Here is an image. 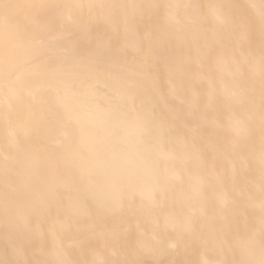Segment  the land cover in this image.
<instances>
[{
    "label": "rangeland",
    "instance_id": "1",
    "mask_svg": "<svg viewBox=\"0 0 264 264\" xmlns=\"http://www.w3.org/2000/svg\"><path fill=\"white\" fill-rule=\"evenodd\" d=\"M60 1L61 0H27L25 8L30 14H32L35 17V19L39 23H41V24L47 23L48 28H49V29L47 28V30H50L51 33H54V32H58L61 30V24H60L61 21H59L61 19L57 17L58 16L57 15L58 14L57 8L59 7V5H61ZM99 1H100V5L103 4V5H105V7L107 5L104 3L108 4V6H109L108 8H105L103 5L102 6L104 7V11H106V9H107V10H110V13L108 11H106V12L103 11L104 13H102L103 7L95 5V7L97 9L95 7L93 8L94 11L96 10V12L94 13V16L92 18H88L89 16L86 12H87V8L89 5L88 4L89 1L83 0V2H82L83 6H82L80 11L85 13L86 15L81 14L79 11L77 16L75 17V19L72 22H68L67 32L70 31L71 35H69L70 32H68L64 36H58V37H55L52 39H48L46 41L47 46H50V47H56V46L58 47L59 46L60 48L62 46H66V49H58L56 51V53L53 54V56H51V57L49 56L48 58H58V59H61L62 57L64 58V56L66 55V53L68 51L69 55L65 56L64 59L70 65H72V64L73 65L75 64L76 66L82 65L81 67H83V68L90 67L91 69H95L97 73H101V71L102 72L106 71L107 66H105V65L108 63L107 64L108 65L107 71L111 72V74H110L111 76L115 77L116 71L118 72L119 75L124 74L123 75L124 77H125V75L127 76L126 79L122 78V76H119V80H121V82L125 83L126 84L125 86L128 87L129 89H132V90L134 89V94H133L134 97L131 96V98H130V97L126 96L128 98L127 99L126 97H124L125 95H123V96L121 95L122 98L118 96L116 98V100L125 101V102H126V100H128L130 102L129 104L132 106L131 111L136 113V114L133 113V116L135 118L136 117L138 118L141 116L140 118L142 119L143 122H145V125L148 126L149 129H154L153 123H155L158 120L156 117H158L160 119V120H158L159 122H162V121L164 122V124H161V125H159V123H157L159 126L158 125L155 126V128H158L161 126L160 129L158 128L155 131L157 132V130H159L158 132H160V133H158V136H156V137H157V139L160 140V144H162L161 145L162 146V152L165 153V154H162L160 156L161 158L157 157L158 158V161H157L158 166L155 168L156 170L154 169L155 185L157 187L160 185L158 187L159 189L157 187L154 188V190H153L154 196H152L154 199L151 197L150 198L151 200L150 199L143 200V197L141 198L140 195H137L135 193H134V196H133V193H131V195L129 197L130 200L127 198V196L126 197L124 196V198H122V200H121L122 203L124 204V206L120 205L119 212L116 209V210H114L115 212H113V213L112 212L109 213V211H107V209L104 207V204H103V208H102V206L100 207V205L98 206L96 203H95V207H93L94 205H92V203L94 204V202H92L91 199L84 197V200L86 198L88 200H90V201H88L86 199L85 202L86 201L89 202V203L86 202V204L83 202L86 205V207L85 206L82 207L83 203L81 202L82 203L81 206H79V208H75V211L77 212L76 209H80L82 207L81 209L83 210V212H81L82 210H78V212H81L84 215L81 213L80 214L82 216H80V214H79V216L77 214L75 215L74 214L75 211L74 212L69 211V213L70 212L71 213L73 212V213L67 214L68 211H66V207H63V209H65V211H63L61 208H62V204L65 203L63 206L66 205V199L69 197L68 196L69 193L72 194V192H73L70 190V187L68 186V185H70L69 182H67L69 184H67L65 182L66 185L63 184V186H62V183H60L59 186L61 185L62 188L55 186L56 187L55 188L56 193H54L55 192L54 189H53L54 192L51 190L52 193L50 190H48V192L50 191L49 193H51V194L54 193V195L55 194L60 195L59 197H62L61 198L62 200L57 195H55V196L58 197L59 199L58 198L57 199L52 198V196L50 194L52 200L47 201L48 199L46 200V198H47L49 193L47 194V196H45V194L47 193V190L45 191L43 186H42V188L44 189V191L41 190V192L39 194H36V196L34 194V196H33L32 193H34V191H30V189L27 191V188H29L31 186L32 187L31 190H36L39 186H41L40 184L47 182L46 181L47 178L50 177L49 173L45 172V170L43 169V167L45 166V163L43 161L42 162L38 161L39 165L37 162L32 164L31 167L34 168L33 170H35L37 167L38 168V169H36L37 172H39L40 169L41 170L43 169L42 172L44 171L47 174V176L49 175V177H46L45 175L42 176L41 175L42 172L40 171L39 173H40L41 179H37L36 178L37 176L35 177V179L32 177L33 180L30 178L32 181H37L36 182L37 184H35V187H33V183H35V182H33L31 184L32 181L28 178L27 179L29 181H31V182H29L26 179L29 183V184L27 183L28 185L26 184L27 181L24 178L23 179L25 181H22L23 179H21L22 183H19L18 180H20V178L19 177L16 178L18 175L15 173L16 169H18V166L16 165V163L14 162L13 159L12 160L8 159V163L10 165V167H8V169H11V170L9 171L7 169V170H5L7 172H5L2 169L1 171L4 173L0 172V173H2V174H0V182L4 183L3 180L8 179V178L10 179L9 182H8L9 179L7 180L8 184L4 183V184H6V186L9 187V189H8L9 194L7 193V190H5V189H7V187L4 186L2 183H0L1 193L3 191L4 194L5 193L7 194V196L6 195L2 196L0 194L1 195L0 196L1 208L4 209V206H5V208H7L6 211L2 210L0 208V213H2V214H0V217H1L0 219H2V217H3V219H6L5 222H0V251H1L0 253L3 252L2 253L3 257L2 256H1L2 258L0 257V259H1L0 263L1 264H55V262L51 258L52 256L49 257L51 252L54 249V244H53L54 242L52 240L55 238H52L53 237L52 234H53L54 237H56L57 235L62 236V237L58 236V238L60 239V240L59 239L58 240H59L60 245L62 247V251L64 250L63 252L65 255V259L70 264H73V263L74 264H91L92 262H93L92 264H201V262H200L201 257L206 252L204 250V247H202L203 243L201 241L203 236L206 235V231H202V226L208 220H211V218H213L212 216H214V214H212V213H214V211H215V213H218L217 215L222 214V212H224L222 214L224 219L219 217L220 219L217 218L218 219L217 220L215 218L216 220L213 219L212 224H213L214 230L216 231L217 237L221 241H227L229 243L228 244L229 246L228 247L224 246V251L223 250L222 251L224 254L225 263L226 264H232V262L234 260L237 261L239 259L238 258L239 253H238L237 247H236L237 245L234 241L235 236L237 234H242L245 231H250L252 228L257 226L258 225L257 216L262 214L261 210L264 211L263 203L261 204V205H263L262 209H261V205L258 207V204L257 205L254 203L252 204V202L247 203L248 201L246 202L247 194L248 195L249 194L250 195L251 194L252 195L253 194L258 195L256 197H254L256 199H259L257 201H260L261 198L264 197L263 196L264 195V185H263L264 179H261L262 181L260 180V178L257 179V182L260 183V185L258 187L259 189L254 188L253 185H251V184H250L251 186H249V185L246 186V190L245 191L242 190L243 192H237L234 189L235 186H238V185H241L244 183L249 184L250 182H248L247 180L250 178L251 179L257 178L258 173L257 174L255 173L256 172V167H255L256 162H253L255 159L253 160L252 157H248V158H246L247 160H245L246 161L245 163L240 162V160L237 157V154L241 153L240 151H243L245 153L247 148L252 147V146H246V144L252 145V143H250V141L251 142L254 141L253 139L256 138V134L258 133L257 132L258 129L255 128L256 127V125L254 124L255 121H253L251 119H250L251 121L248 120V122H246V123L251 124L250 126L252 128L250 126L248 127L247 124L246 125L244 124V126L247 128V132H246L247 134H245V135L243 134L244 136L241 135V137H238L237 139L234 138L235 139V140L233 139L234 145H232V144L228 143L227 141H229V138L232 139L233 136L235 137L234 132L232 131V129L226 128L227 126L223 128V126H224L223 124L226 121V117L224 114H226V112L230 113L229 112L230 108H232L230 110V111H232L233 107H234V112L237 115H242L241 113L244 111V107L247 108L248 107L247 105H249V100H250L249 98L250 97H248V96H250V94H249V88L246 87V85H247V83L250 82V80H249L250 75H247L248 74L247 72L249 70L248 67H249L251 59H250V61H248L249 59H247L249 64H246L247 62H242L243 65H246L248 67H246V66L241 67L242 72L241 73H240V71L238 72V73H240L239 77H238V75L237 76L234 75V73H233V75H231V74L230 75L229 74L224 75V76H226V78L230 76L229 79L228 78L227 79L229 81L231 80L230 82L232 84H234L235 88L237 86H239V89H240L239 92L241 93V96L239 95V97L237 96V98L233 97L234 99L233 98L232 99L231 98L225 99V97L220 92L217 91V89L219 90V88H220V82L218 80H215L216 78L218 79V77H216V74L218 73L217 72L218 68L216 71V67H214V65H213V59H214L216 54L223 51L224 53L233 52L235 57L239 60L241 55H240V53L237 52V50L235 51V48L237 46L239 47V49L241 51L251 50V51L264 53V38H263L264 37V31H263L264 29L263 28L264 27L262 28L260 25V24L264 25V21L261 23L262 19H264L263 18L264 13H262V11L264 10L262 7V6H264L263 0L262 1L257 0L258 4H260V2H261L260 6L262 5L260 8L258 7L259 8L258 10L261 11V12L259 11L260 14H262V17L260 19H258V17L256 16L255 9L251 8L250 3L248 4V1H246V0H229L228 1V3L230 2L229 4L228 3L226 4V2L222 3L223 5L221 4V8L224 9V11H226V12L229 11L230 17L229 18L227 17L228 19L224 18V22H223V20L218 21L219 22L218 24L215 22H212V20L209 18L208 14L206 12L205 5H206V3H208L207 1L211 2V0H177L178 2H176V5L173 6L171 12L174 15V19L177 20L178 25L179 24L180 25L177 26V23L174 22L175 24L172 23V26L169 25L170 27L164 21V15H165V12L167 9V6L166 7L164 6V3H165L164 0H139V1L138 0H112L113 3H115V4L118 3V5H116V6H115V4H113L115 6L113 8H112V6H110L112 3L111 0L110 1L109 0H103V1L99 0ZM165 1H167V0H165ZM213 1H215V0H213ZM254 1L256 2V0H254ZM135 2H136L137 6H135V9H134L131 7V4H135ZM168 2H166V3H168ZM233 4L236 7H234ZM258 4L256 3L257 6H258ZM237 6H238V8H237ZM100 7L102 8V10ZM221 8L219 6V11L222 10ZM228 8H229V10H228ZM232 8H233V10H231ZM136 9H137V11H135ZM224 11H223V13H224ZM231 11H234V13ZM254 12H255V15H254ZM138 13H140V14L142 13V14L139 15ZM102 14L104 16L109 14V15L105 16L106 21L102 20V18H101ZM97 16H98V18H97ZM127 16L130 17L131 24L132 25L134 24L133 26H134L135 31H136V34L134 35L135 37L134 36L126 37L124 34L123 29L128 24L123 22V18L127 17ZM132 16H134V17H132ZM110 22L112 23L113 27H111L110 24L108 25V23H110ZM220 22H223L224 25H222ZM242 22H244V24ZM214 23L217 25H215ZM173 24H174V26L176 25L177 28L179 27L178 30L180 32H182L183 30L186 31L184 34L182 33L181 37H183V35L186 36L187 35L186 33L189 32V34L186 36L187 38L183 37L184 40L186 39V42L185 41L183 42V40H182L183 38L181 39L182 41L179 40L181 37H179V39L177 38L178 33H179V35H181L179 31H178L176 36L172 35V38L168 37V35L171 34V32L168 34V31H170L171 28L176 30V28H175L176 26L174 27ZM218 25L221 26L222 27L221 29H223V30H221ZM215 26H218V28L221 30L219 33L221 35L216 36L215 37L216 40L212 36L213 39L211 40V38H210L211 32L210 31ZM233 27H235L236 29ZM181 28L183 29L182 31H181ZM229 28H230V30H229ZM110 29H111V31H110ZM165 30H167V31H165ZM224 30H225V32H224ZM113 31H115V32H113ZM172 31H174V30H172ZM41 32H42V30H36L35 32H32V35L37 37V36L41 35ZM201 33H205L206 35L203 34L204 35L203 36V35H201ZM239 33H241V34L243 33L242 34L243 36L247 35V36H245L246 39L244 37L240 38L242 35L240 36ZM166 34H168V35H166ZM172 34H175V33L172 32ZM233 34H234V36H237L239 38H235L233 36ZM226 35H228V37ZM173 36L176 37L175 39L179 40L181 43L179 42V44H177L178 41L176 43V40L173 38ZM217 37H219V38L222 37V38H220L218 40ZM203 38H205V39H203ZM224 38L226 39V41ZM148 39H152L153 41H155L154 45H156V49H155V46H151L150 48L147 47ZM206 39H209L210 41L209 40L207 41ZM156 40H158V41H156ZM221 40H223L224 42L223 41L221 42ZM211 41H212V43L209 44ZM128 42H130V43H128ZM131 42L133 43V46H132ZM161 42H162V45L160 44ZM136 43H138L137 46H136ZM199 43L201 46L199 45ZM243 43H244V45H243ZM197 44L199 45L198 48L201 49V50L199 49L200 53L197 51L199 54H195V51H194V48ZM223 44H225L226 46H224ZM126 45H127V47H126ZM138 45L141 46L140 47L141 49L139 48ZM207 45L209 48H210V46L211 47L214 46V47L211 49H209L208 47L205 48V46H207ZM157 46H159V47H157ZM223 48H225V49H223ZM214 49H216V52ZM220 49H222V50H220ZM62 50H64V51H62ZM227 50H229V51H227ZM151 52H153V53H151ZM202 52L204 55L202 54ZM195 55H197L196 60H195V57H196ZM146 56L148 57L147 61H145ZM204 56H205V58H204ZM152 58H153V60H152ZM176 58H177L176 63H178V58L180 60V62L178 64L175 63ZM173 59H175V61ZM192 59L195 60V62ZM80 60L82 63L79 62ZM76 61H77V63H76ZM89 63H92L91 66L93 65V67H91L89 65ZM228 64H230V63H228ZM97 65L99 68L97 67ZM95 66L97 68H95ZM140 66H142L144 68V70H145L144 73H141L138 70ZM201 66H202V68H201ZM230 66L232 67V63L230 64ZM263 66H262V68H263ZM227 67L229 68V66H227ZM242 68H243V70H242ZM262 68H260V69H262ZM112 69H114V70L112 71ZM231 69H233V67ZM169 70H171V71H169ZM119 71L121 73H119ZM131 71H133V72L131 73ZM126 73L129 75H127ZM258 73H260V75H261L260 70ZM258 73H256L257 75H255V77L252 75L253 77L251 80L255 79V81L259 82V80H261V79H258V75H259ZM130 74H131V76H132V74L134 76V77L132 76L131 79H130ZM137 74H138V76H137ZM195 74L197 77H198V74H200L201 75V76L199 75L200 79L199 78L197 79V77H195ZM241 74H245V75L242 76ZM262 74H263L262 76L264 77V71L263 70H262ZM139 75H141V76H139ZM135 76H137V77L135 78ZM194 78H195V80H194ZM244 78L247 80L245 81ZM127 79L129 80V84H128ZM132 79H133V82H131ZM263 79H262V81H263ZM210 80H212V82H210ZM141 81H142V83H141ZM176 81L177 82L179 81L178 82L179 84ZM237 81H238V83H237ZM169 82L174 83V86L177 83V86H175L174 89L173 88L172 89L174 91L176 88L175 92L178 94H176V93H174V94L179 95V96H176V95H174V96H176L177 98L179 97L178 98L179 100H176L175 99L176 97L175 98L172 97L173 96L172 91H171L172 95L169 92L171 89L169 86ZM181 82H182V84H180ZM235 82L238 84L237 86H236ZM133 83H136V88H135V85ZM210 83L213 84L212 85L213 87L211 86ZM137 84H138V86H137ZM180 85H181V87H180ZM109 86L112 87L114 85L110 84ZM152 86H153L154 91L152 90ZM210 86L212 87L211 90H209ZM259 86H260V84H259ZM261 86L263 87L262 84H261ZM178 87H180V88H178ZM261 89L262 88L260 87V90ZM193 90H196L195 95L193 93L194 92ZM208 90L212 91L210 93H212V94L216 93V94H213V95L210 94L209 95ZM156 93H160L161 96L156 97L157 96ZM169 93H170V95H169ZM190 93H191V95H190ZM44 95H45V97H44ZM46 95H47V98H46ZM49 95L51 96L50 92H48V93L44 92L41 97L43 99H45L46 102L48 101V103H49L50 102L49 100H51ZM208 95L213 96V98L208 97ZM146 97H151L154 100V102L157 103V105H155L154 108L152 107L150 110H140V103ZM180 97H181V100H180ZM210 98H212V99L209 101ZM124 99H126V100H124ZM259 100H260V98H259ZM262 100H263V104H264V99H262ZM225 101L227 102V105H229V108L227 106H225V104H224V103H226ZM187 102H189L190 104H188ZM238 103H240V104H238ZM14 105L16 106V105H18V103L14 104ZM240 105H241V108H240ZM225 107L228 109H226ZM263 107H264V105H263ZM235 109H237V110H235ZM55 110H54V112L56 114H58L60 108L58 110V107H55ZM117 113H119V112L115 109L112 112L113 115H116ZM151 115H153V116H151ZM226 116H227V114H226ZM153 117H154V119H157V120H155V122H154V120H152ZM163 118H165V119H163ZM167 118H168V120H167ZM205 119L209 122H207ZM212 119L214 120V122L212 121ZM149 121H150V123H149ZM165 121H166V123H165ZM221 122H223V123H221ZM219 123H220V125L218 126ZM147 124H149V125H147ZM4 125H5V121L0 119V127L3 128ZM253 125H255V127ZM245 127H243V128H245ZM220 129H222V130H220ZM248 129L250 130V132ZM179 135L183 136L184 140L182 138L180 139ZM21 137L22 136L19 137V141L23 142V144H25L27 142L26 140H29V138H31V137L28 138V136H23V139H21ZM177 137H178V139H177ZM0 139H1V136H0ZM34 139L36 141H40L42 139V137L41 136H39V137L34 136V138H31V141H33ZM175 139H177V141H175ZM176 142H177V144H176ZM248 142H249V144H248ZM180 143H181V145H180ZM19 144H22V143L19 142ZM253 145H254V143H253ZM232 146L234 149L232 148ZM48 147H50L48 149L50 151L56 150L54 152H59L61 149L60 147H55V149H54V147L51 145ZM172 147H175L176 149H174ZM177 147H178V150L180 151V153H182V151L183 152H190V153H187L188 156L185 154L186 157L184 154H180L179 155L180 157L176 156L173 158L171 156L167 155L171 152V150H177ZM253 147H255V145ZM4 148H5L4 145H1V149L4 150ZM58 148H60V149H58ZM182 155L184 156V158L182 157ZM227 159L235 161L236 166L234 168V171H231L229 169L228 165L226 164L228 161ZM61 162H59L57 164L58 165L57 166L58 172L59 171L62 172V170H64L63 168H65V166H66L65 163L67 164V166L69 164V162H65V161L62 162V164H60ZM42 163H43V165H42ZM63 163H64V165H63ZM13 164L16 166L15 169H14ZM40 164L43 167H41ZM61 165H63L64 167ZM243 167H245V169ZM66 168L69 169L70 166L66 167ZM0 169H1V167H0ZM13 169L15 172L13 171ZM167 169L178 173V177L177 178L176 177L175 178L170 177V178H167L170 180H167L166 177L164 176L165 170H167ZM179 171L181 172L182 175H180ZM210 171H212V172L215 171L217 173V177L214 178L215 175L213 173H210ZM253 172L255 173L254 175L256 177L255 176L253 177V175H252ZM12 174H15L14 175L15 177ZM42 174H44V173H42ZM210 174L212 177L210 176ZM203 176H204V178H203ZM249 176H251V177H249ZM45 177H46V179H45ZM193 177H194V179L195 178L200 179V183L197 185V186H199L201 184V186H199L200 188L197 189V191H199L200 194L196 193L195 195H198V196H193V197L191 196L193 198L194 202H191L192 198L190 196H189L190 198L187 197L190 200H188L186 198V201L189 204V206L191 203H193L194 209L198 205L200 206V209H201V206H202V212L200 211L201 213H203V208H206L205 210L208 213H210V211L211 212L213 211L212 213H210L209 216H208L206 211H204L206 216H204V213L201 214L199 212V209H198L199 207H197V209L193 210V207H192L193 205L191 204V207H189L185 201H184L185 204L184 203L178 204V205H180V207L185 206L184 209H182V208L179 209V206L177 205V203L175 201L176 198L178 196H180V192H184V190H187V188L189 186V185H187L189 182L188 180H192ZM247 177H249V178H247ZM12 178H13V180H11ZM171 178H172V180H171ZM180 178L181 179L183 178L184 180L183 179L181 180ZM136 179L137 178H135V180L132 182V185L136 184L135 183ZM194 179L192 181H194ZM165 180H167V181H165ZM258 180H260V181H258ZM12 181H13V183H12ZM78 181H79V183H82V181H80V180H78ZM186 181H187V183H186ZM253 181H255V180H253ZM17 182H18V185L20 184L19 187H16L17 185L15 183H17ZM38 182H40V183H38ZM157 182H158V184H157ZM12 184H14L15 186L13 185L14 186L13 187ZM216 185L218 186V188L215 187ZM2 186L6 187V188L5 189H4V187L1 188ZM67 186L69 188H67ZM220 186H223L224 189L226 187L225 190H227V193L230 192L229 193L230 195L226 194V195H228L229 199H228L227 203H225V204H228V205L224 204L223 206L222 205L218 206V205L212 204L215 202V200H213L214 202H212L211 192L215 191V190H219ZM78 187H80V186L78 185ZM230 187H231V189H230ZM63 188H64V191L62 190ZM12 189H15V190H12ZM17 189H18V191H17ZM38 189H41V188L39 187ZM68 189H69V191H68ZM23 190H25V192L27 191V193H25ZM58 190H60V191L58 192ZM29 191L32 192L29 194H31L33 196V198L31 195L27 196V195H29L28 194ZM21 192L22 193L24 192V195H22ZM11 193H14V194H11ZM242 193H243V195H242ZM74 194H75V191H74ZM20 195H21L22 199L19 198ZM255 195H253V196H255ZM8 196H9V198H8ZM23 196L26 198V200L24 199ZM137 196H138V198H137ZM204 196L208 197V198H205ZM1 197H5V198L1 199ZM36 197L37 198L40 197V200H41V197H43V198L40 201ZM44 197H45V199H44ZM48 198H50V197L48 196ZM174 198H175V200H174ZM200 198H201V201H199ZM204 198H205V200H204ZM209 198H211V199H209ZM23 200H24V202H23ZM123 200H125V201H123ZM147 200H149V201H147ZM172 200L174 201V203H173L174 207L170 204L171 203L170 201H172ZM210 200L212 202L211 205H209V204L207 205V202L210 203ZM27 201H29L30 204ZM62 201H63V203H62ZM130 201H132V202H130ZM244 201L246 204L244 203ZM4 202L7 205H9L8 203H10V204L12 203V204L10 206H7V207L5 204L2 206V204ZM16 202H17V205H19V206L16 205ZM35 202H37L36 203L37 206L35 205ZM204 202L206 203V205L204 204ZM43 203H45V204H43ZM126 203H127V205H126ZM33 204H34V206H33ZM46 204H50L48 206L50 207L52 205V206H54V208L50 207L51 208L50 209ZM89 204H91V205H89ZM182 204H183V206H182ZM215 204H217V203H215ZM15 205L18 207V210L15 209V207H14ZM186 205L188 208L187 212L185 210ZM203 205H204V207H203ZM212 205H213V208H212ZM35 206L36 207L39 206V208H35ZM58 206L59 207L61 206V208H59L60 210L58 209V211H57ZM8 207H10L9 208L10 210L8 209ZM22 207H23L22 210L24 212L26 211L24 216L27 215L28 218L26 217L27 221L25 219H23V220H25V223H21L23 221L18 223L20 221V219H16V221H15V220H12V218L13 217L15 218V214H17V211H19V210L21 211L20 212L21 214L23 213V211L21 210ZM92 207L94 209L96 207H97L96 209H98L100 207L99 208L100 212L99 211L96 212V210H94ZM11 208H12V210H11ZM52 208L54 211L52 210ZM172 208H174V209L171 210ZM41 209H42V211H41ZM84 209L87 211V213H89L88 210L90 212L92 211L89 214V216L86 215L87 213ZM103 209H105V210H103ZM211 209H213V210H211ZM217 209L219 210V212ZM15 210H17V211H15ZM47 210H50V211L48 212ZM139 210H140V212H139ZM184 210H185V212H184ZM192 210H193L192 215H194L195 212L198 213L197 215L195 213L196 217L194 216V217L190 218L191 223L192 224L194 223L193 225L191 224L192 227H190V228H194V230H192L190 228H189L190 231H189V229L188 230L181 229L183 231H181V230H178V231L175 230L174 231V229H171V228L169 230V227L164 226L163 222L161 221L163 215L169 211H174V212L176 211L175 213L177 215L179 213V216L184 214V213H185V215L187 213V216H189V215H191ZM196 210H198V211H196ZM258 210H260V211H258ZM44 211H46V212H44ZM51 211H53V212L51 213ZM144 211L147 212V214L145 213L147 218L145 217V214H143ZM177 211H178V213H177ZM4 212H6V213L3 214ZM41 212H43L44 214ZM47 212L50 213L49 216H48ZM138 212H139V214H138ZM180 212H182V214ZM64 213L67 215L68 218H66ZM141 213H142V215H141ZM12 214H14V215L11 217ZM37 214H39V215H37ZM73 214L75 216H77L78 219L74 218L75 216L72 217ZM41 215L43 217L47 216L46 219L42 218ZM243 215H245V216H243ZM193 218H194V220H193ZM3 219H2V221H3ZM8 219L9 220L11 219L14 223L11 220L9 221ZM67 219H69L68 222H70V223L67 222ZM154 219H155V221H153ZM7 220H8V223H7ZM57 220H59V221L60 220L65 221L66 220V222H65L66 226L64 227L65 229L64 228L63 229L58 228L55 226L54 223ZM149 220L152 222H150ZM156 220H158V221H156ZM203 220L204 221L206 220V221L204 222ZM154 222H158L157 224H159L160 226H156V224ZM159 227H160V229L158 230ZM59 229L60 230L62 229V230L60 231ZM182 232L183 233L185 232L186 234L185 233L183 234ZM37 233H39V236L37 235ZM152 234H154V236L156 238L154 236H153L154 238L151 237ZM250 237H253V236H250ZM250 237L246 238V239L251 240ZM254 238L255 239H264V230H260L257 234L254 235ZM147 240H151L152 243L154 242L153 243V244H155V246H153L154 248H150V249H145L144 247L142 248L143 243ZM169 240L174 241V243H175L174 247L164 248V246H166V243ZM244 240H242V241L247 242V240H245V241ZM19 242H21V243H19ZM9 244H12V245H9ZM13 244H14V246H13ZM14 247H15V249H14ZM17 248L19 249L20 253L18 252L16 254L14 252L13 254H11L13 252V250H17ZM159 249L161 251H159ZM10 251H11V253H10ZM97 251L99 254H101V260L100 261H96L94 258L95 257L94 254ZM153 252H155V253H153ZM2 254H0V255H2ZM14 254H16V255H14ZM18 254L24 255V256H22L23 258H21L20 255H19L20 257L18 256L17 259L14 258ZM44 254H45V256H44ZM206 254L209 257V261H213L214 259H217L216 257L219 256L217 248H212V249L208 250L206 252ZM19 258H21V259H19ZM24 261H25V263H24Z\"/></svg>",
    "mask_w": 264,
    "mask_h": 264
},
{
    "label": "bare ground",
    "instance_id": "2",
    "mask_svg": "<svg viewBox=\"0 0 264 264\" xmlns=\"http://www.w3.org/2000/svg\"><path fill=\"white\" fill-rule=\"evenodd\" d=\"M88 1H89V3H88L89 5H88L86 13L89 16L88 18H92L94 16V13L96 12V10L94 11V9H93L95 7V5L102 6L103 4L100 5V1L99 0H88ZM228 1L229 0H215V1L211 0V2L207 1L208 3H206V5H205L206 12H207L209 18L212 20V22H215V23L218 24L219 23L218 21H222L223 20V22H224V18H227V17L229 18L230 17V12L229 11L226 12V11H224V9L221 8V4L225 3V2L227 4ZM246 1H248V4L250 3L251 8L255 9L256 16L258 17V19H260L262 17V14H260L261 11L258 10V9L262 6V5L260 6L261 2H260V4H258L257 0H256V2L254 0H246ZM5 2L14 5V7H12L8 11L7 15L3 14L2 12H0V119L5 121L4 127L3 128L0 127V136H1V139H0V167H1L0 172H2L1 171L2 169H3V171H5V170L8 169V167H10V165L8 163V159H10V160L13 159L14 162L16 163V165L18 166V169H16V172H15L14 169H15L16 166L13 164L14 165L13 171L18 175L16 178H18V177L20 178V180H18L19 183H22V181H25L27 178L28 179H30V178L32 179V177H33L35 179L36 176H37L36 177L37 179H41L39 172L40 171L42 172V170L44 169L45 172L49 173L50 177H49V175L47 176V174L43 171L42 173H44V174L41 173V175L42 176L45 175L46 177H49V178H47V180H46L47 182H44L45 184L44 183L40 184L41 186H39V187L41 189H38L39 188L38 187L37 189L35 188L36 190H31L32 189L31 186L29 188H27V191L29 189H30V191H34V193H32L30 191L28 192V194L32 193L33 196H34V194H35V196H36V194H39L41 192V190L44 191V189H45V191L47 190V193L45 194V196H47V194L51 190L53 191V189L55 191V192L54 191L53 192L56 193L55 188L56 187H61V185L59 186L60 183H62V186H63V184L66 185V183L69 182L70 185H68V186L70 187V190L73 191V192H72V194H70L68 192L69 191V189H68L67 192L69 193V195H68L69 197L66 199V205L63 206L65 204L64 203V204H62V208H61V206L57 207V211H58L59 208H61L63 211H65V209H63V207H66V211H68L67 214L71 213V212L69 213V211H73L74 212L75 208H79V206H81V204L83 202L85 204H86V202L89 203L88 201H90V200H88V199H91L92 202H94V204L92 203V205H94L93 207H95V203H96L98 206L100 205V207L102 206V208H103V204H104V207L107 209V211H109V213L110 212L113 213V212H115L114 210H116V209L119 212L120 205L124 206V204L121 201L122 198H124V196L125 197L127 196V198L129 199L131 193H133V196H134V193L137 194V195H140L141 198L143 197V200L150 199L152 196H154L153 190H154V188L157 187L155 185V180H154L155 179L154 169L158 166V162H157L158 158L157 157H160L162 154H165V153L162 152V146H161L162 144H160V140L157 139V137L155 138L154 136H152L149 131L144 130V126L142 124H145V122L142 121V119L140 118L141 116L138 117V118L136 117L137 118L136 121H134V120L132 121V119L129 117V113H135V112L131 111L132 106L129 104L130 102L128 100H126V99H124V100H126V102L125 101L116 100V98L118 96L121 97V95L122 96L125 95L124 97L127 96V97L131 98V96H133V94H134V89L133 90L129 89L128 87L125 86L126 85L125 83H123V82H121V80H119V76H122V78H124V79H126L127 76L125 75V77H124L123 76L124 74L123 75H121V74L119 75L117 71H116V75L114 74L115 77L111 76L110 75L111 72L107 71L108 70L107 69V67H108L107 64L108 63L105 65V66H107L106 67V71H103V72L101 71V73H97L95 69H91L90 67L83 68V67H81L82 65L81 66H76L75 64L74 65L73 64L70 65L64 59L65 56L69 55L68 51H67L66 55L64 56V58L63 57L62 58L60 57L61 59L48 58L49 56L50 57L53 56V54L56 53V51L58 49H66V46H62L61 48L59 46L58 47L57 46L56 47L47 46V42L46 41L48 39H52V38H55V37H58V36H64L68 32H70V31L67 32V24H68V22H72L75 19V17L77 16L78 12L81 10V8L83 6V4H82L83 0H61L60 1L61 5H59V7L57 8V12H58V14H57L58 16L57 17L61 19V20H59V21H61L60 22L61 30L58 31V32H54V33H51L50 30H47V28H48V24L47 23H43V24L39 23L35 19V17L26 10L25 5L27 3V0H5ZM164 2H165L164 6L165 7L167 6V9H166V12H165V15H164V21L168 24V26L169 25L172 26V23H174V22L177 23V26H179L180 24L178 25L177 20L174 19V15L171 12L173 6H175L176 2H178V1L177 0H167V1L164 0ZM166 2H168V3H166ZM263 2H264V0H263ZM256 3L258 4V6L256 5ZM104 4L107 5L106 7H105V5H103L105 8L109 7L107 3H104ZM113 4H115V3H113V1H112L111 5H110V6H112V8L115 7L116 5H118V3L115 4V6ZM135 6H137L136 2H135V4H131V7L134 8V9H135ZM219 6L222 9L221 11H219ZM233 6H234V4H233ZM104 7H103V10L100 7L101 10H102V13H104L106 11H108L110 13V10L106 9V11H104ZM234 7H236V6H234ZM262 7L264 9V6H262ZM237 8H238V6H237ZM228 10H229V8H228ZM231 10H233V8ZM135 11H137V9ZM223 11H224V13H223ZM231 12L234 13V11H231ZM255 12H254V15H255ZM80 13L83 14V15H86L85 13H83L81 11H80ZM262 13H264V10L262 11ZM138 14L141 15L142 13L141 14L138 13ZM107 15H109V14H107ZM107 15H105V16H107ZM105 16L103 14L101 15V18L104 21H106V17ZM132 17H134V16H132ZM97 18H98V16H97ZM263 21H264V19H262L261 23ZM123 22L128 24L123 29L125 36L126 37L134 36L136 34V31H135V28L133 26L134 24L132 25L131 22H130V17L129 16L124 17L123 18ZM223 22H220V23L222 25H224ZM242 23L244 24V22H242ZM109 24H110L111 27H113L111 22L108 23V25ZM174 24H173V26H174ZM217 24H215V25H217ZM260 25H261L262 28L264 27L263 24H260ZM177 26L175 27L176 30L173 29V28H171V29L169 28L170 31H168V34L170 32H171V34L170 35L166 34V35H168L169 38L170 37L172 38V35H174V36L177 35V33L179 31L178 30L179 27L177 28ZM218 26H215L210 31L211 32V36H210L211 40L213 39V37L215 38L216 36L221 35L219 33L223 29H221L222 27L219 26L220 29H221L220 30L218 28ZM233 28H235V27H233ZM36 30H42L40 36L36 37V36L32 35V32H35ZM172 30H174V31H172ZM182 30L183 29L181 28V31ZM229 30H230V28H229ZM110 31H111V29H110ZM165 31H167V30H165ZM113 32H115V31H113ZM172 32L175 33V34H172ZM185 32L186 31H184V30L182 32H180L181 35H179V33H178V37L177 38L179 39V37L182 36V33L184 34ZM224 32H225V30H224ZM186 34L188 35L189 32H187ZM203 34H205V33H201V35H203ZM239 34L241 36L243 33L242 34L239 33ZM69 35H71V32H70ZM174 36H173V38L175 39L176 37H174ZM186 36L183 35V37L187 38ZM226 36L228 37V35H226ZM233 36H234V34H233ZM245 36H247V35H245ZM245 36L242 35L240 38H242V37L245 38ZM183 37H181L179 40H181ZM234 37L235 38H239L237 36H234ZM217 38L219 40L222 37H220V38L217 37ZM203 39H205V38H203ZM209 39H206V40L208 41ZM175 40H176V43L178 41L177 44H179L180 41L177 40V39H175ZM182 40H183V42L184 41L186 42V39L184 40V38H183ZM215 40H216V38H215ZM156 41H158V40H156ZM222 41L223 40H221V42ZM225 41H226V39H225ZM154 42L155 41H153L152 39H148L147 47L150 48L151 46H155V49H156V45H154ZM128 43H130V42H128ZM211 43H212V41L209 44H211ZM137 44L138 43H136V46H137ZM160 44L162 45V42ZM199 45H200V43H199ZM199 45L197 47L195 46V48H194L195 54H199L200 53L201 49L198 48ZM223 45L226 46L225 44H223ZM243 45H244V43H243ZM132 46H133V43H132ZM126 47H127V45H126ZM140 47L141 46H139V48ZM157 47H159V46H157ZM207 47H208V45L205 46V48H207ZM213 47L210 46V48L209 47L208 48L211 49ZM223 49H225V48H223ZM214 50L216 52V49H214ZM220 50H222V49H220ZM236 50L241 55L239 60L235 57L233 52L224 53L223 51H221V52H219L218 54L215 55V57L213 59V65H214V67H216V71H217V68H218V71H217L218 73L216 72L217 73L216 77H218V79L214 78L215 80H218L220 82V88H219L220 91L218 89H217V91L220 92L225 97V99L226 98L227 99H229V98L232 99L233 97L237 98V96L238 97H239V95L241 96V93L239 92V90H240L239 86H237L238 85L237 84L238 81H237V83L235 82V84L237 86L235 88L234 84H232L230 82L231 80L230 81L228 80L230 76L227 77L228 78L227 79L226 76H224V75L225 74L233 75V73H234V75H236V76L238 75V77H239V74L242 72L241 71V67L242 66H246V65H243L242 62H247L246 64H249L248 61H250V59H251L249 67L246 66V67L249 68V70L247 69L248 70V72H247L248 74L247 75H250V78H249L250 82L247 83V85H246V87L249 88V94H250V96H248V97H250L249 98L250 99L249 100V105H247L248 106L247 108L244 107V111L241 113L242 115H237L234 112V107H233V110H232L234 113L232 111H230L232 109V108H230L229 109L230 113L226 112L227 116H226V114H224L225 117H226V121L223 124L224 125L223 128L227 126L226 128L232 129V131L235 134V137L233 136V138L231 137L232 139L229 138V141H227L228 143H230L232 145H234V140L235 139H237L238 137H241V135L244 136L245 134H247L246 133L247 132V128L244 126V124L246 125L247 124L246 122H248V120L251 119V120L255 121L254 124L256 125V127H255V125H253V126L258 129L257 130L258 133L256 134V138L253 139L254 140L253 142L250 141V143H252V145L249 144V142H248L249 145L246 144V146H252V147L247 148L245 153L243 151H240L241 153L237 154V157L240 160V162H244L245 163L246 162L245 160H247L246 158H248V157H252L253 160L255 159L253 161V162H256L255 163L256 164V166H255L256 167V172L255 173L256 174L258 173L257 178L254 179L253 177L255 176L254 175L255 173L253 172V174H252L253 175V177H252L253 179L250 178V179L247 180L248 182H250L249 184L248 183H244V184H241V185H238V186L234 187V189L237 192H243L242 190L245 191L246 190V186H248V185L249 186L253 185L254 188H258L260 183L257 182V179H259V178H260V180L264 179V107H263L264 104H263V100H262V99H264V79H263L264 77L262 76L263 75L262 74V70L264 71V66H263L264 65V53L251 51V50L241 51L238 46L235 48V51ZM62 51H64V50H62ZM227 51H229V50H227ZM151 53H153V52H151ZM202 54H203V52H202ZM195 56H196L195 57V60H196L197 55H195ZM147 58L148 57L146 56L145 61L148 60ZM204 58H205V56H204ZM247 59H249V60L247 61ZM81 60L79 62H81ZM152 60H153V58H152ZM173 60L175 61V59H173ZM195 60H193V61L195 62ZM176 62H177V58H176L175 63ZM179 62H180V60L178 58V63ZM76 63H77V61H76ZM178 63H176V64H178ZM228 63H230V64L232 63L233 69H231L232 67ZM91 64L92 63H89L90 66H91ZM227 66H229L230 69ZM262 66H263V68H262ZM91 67H93V65ZM97 67H98V65H97ZM97 67L95 66V68H97ZM201 68H202V66H201ZM260 68H262V69H260ZM113 70L114 69H112V71ZM138 70L141 73L145 72V70H144V68L142 66H140ZM242 70H243V68H242ZM259 70L261 71V75H260V73H258ZM169 71H171V70H169ZM239 71H240V73H238ZM132 72L133 71H131V73ZM119 73H121V72L119 71ZM256 73L259 74L258 75V79H261V80H259V82L255 81L254 78H253L254 80H251L253 76L255 77V75H257ZM133 74H132V76H133ZM127 75H129V74H127ZM199 75L200 74H198V77H197L196 74H195V77H197V79H198L201 76V75L200 76ZM241 75L243 76L245 74H241ZM132 76L130 74V79H131ZM137 76H138V74H137ZM137 76H135V78ZM139 76H141V75H139ZM262 79H263V81H262ZM129 80H128V84H129ZM194 80H195V78H194ZM246 80L247 79H245V81ZM131 82H133V79H132ZM210 82H212V80H210ZM141 83H142V81H141ZM177 83H176L175 86H177ZM110 84H113L114 86L110 87L109 86ZM133 84L135 85V88H136V83H133ZM180 84H182V82ZM210 84H211V86L213 85L212 83H210ZM259 84H260V86H259ZM261 84L263 85V87L261 86ZM137 86H138V84H137ZM169 86L171 88V89L169 88L170 89L169 92L170 93H171V91L173 92V96L172 97L175 98L176 96H179V95H176V94H178V93L175 92L176 88L173 91V89L175 87L174 83L169 82ZM211 86H210L209 90H211V88L213 87V86L212 87ZM180 87H181V85H180ZM180 87H178V88H180ZM260 87L262 88L261 90H260ZM152 90H153V86H152ZM47 91L51 93V96L49 95L50 98H51V100H49L50 101L49 103H48V101L46 102L45 99H43L41 97L44 92L48 93ZM193 91H194L193 93L195 95L196 94L195 93L196 90H193ZM210 92H212V91H209V95L212 94ZM170 93H169V95H170ZM174 93H176V94H174ZM213 94H216V93H213ZM47 95H46V98H47ZM156 95H157L156 97L161 96L160 93H156ZM171 95H172V93H171ZM174 95H176V96H174ZM190 95H191V93H190ZM209 95H208V97H212L213 98V96H209ZM44 97H45V95H44ZM178 98L176 97L175 99L179 100ZM212 98H210L209 101ZM259 98H260V100H259ZM180 100H181V97H180ZM16 103H18V105L15 106L14 104H16ZM187 103L190 104L189 102H187ZM224 104H225V106H227L229 108V105H227V102L224 103ZM238 104H240V103H238ZM155 105H157V103L154 102V100L151 97H146L140 103V110H150L152 107L154 108ZM55 107H58V110L60 108L58 114H56L54 112ZM228 108H226V109H228ZM240 108H241V105H240ZM114 109L117 110L119 113H117L116 115H113L112 112H113ZM235 110H237V109H235ZM151 116H153V115H151ZM156 118L158 120H160L158 117H156ZM157 119H154V117H153L152 120H154V122H155V120H157ZM163 119H165V118H163ZM167 120H168V118H167ZM157 121L155 123L152 122L153 123V127H154L153 130H156L158 128L160 129L161 126L160 127H158V126L161 125V124H164L163 121H162L163 123L159 122V121L157 122ZM212 121L214 122L213 119H212ZM207 122H209V121H207ZM149 123H150V121H149ZM157 123H159V125ZM165 123H166V121H165ZM221 123H223V122H221ZM147 125H149V124H147ZM156 125H158L157 126L158 128H155ZM219 125H220V123L218 124V126ZM247 125L249 127L251 124L248 123ZM243 127H245V128H243ZM220 130H222V129H220ZM158 131L159 130H157V136H158V133H160ZM249 132H250V130H249ZM20 136H22L21 139H23V136H28V138L29 137L34 138V136L35 137L41 136L42 139L40 141H36L35 140L36 138H35L33 141H31V138H29V140H26L27 142L25 144H23V142L19 141V137ZM179 137H180V139L184 138L183 136H180V135H179ZM156 139L159 142L155 143ZM177 139H178V137H177ZM177 139H175V141H177ZM19 142L22 143V144H19ZM154 143H155V145H154ZM253 143H254L255 147H253L254 146ZM176 144H177V142H176ZM1 145H4V147L6 149L4 148V150H2L1 149ZM50 145L53 146L54 149H55V147H60L61 149L58 148V149H60V151L57 149L59 152H54L56 150L50 151V150H48L50 148L48 146H50ZM180 145H181V143H180ZM172 148L176 149L175 147H172ZM232 148H233V146H232ZM177 150H178V147H177ZM177 150H171V152L169 154H167V155H169V156H171L173 158V157H176V156L180 157L179 156L180 154H184V155L186 154L188 156L187 153H190V152H183V151H182V153H180V151L179 150L177 151ZM186 155H185V157H186ZM182 157L184 158L183 155H182ZM227 160L228 161H227L226 164L228 165L229 169L231 171H234V168L236 166L235 161L229 160V159H227ZM38 161H40V162L43 161L45 163L44 167L42 166L43 163H42V165L40 164L41 167H43V169L42 170L40 169L39 172H37V170H36V169H38L37 167H36L35 170H33L34 168L31 167L32 164H34L36 162L38 163ZM61 161L62 162H64V161L65 162H69V164L67 166V164L65 163L66 166H65V168H63L64 170H62V172H60V171L58 172V168H57L58 165L57 164L59 162H61ZM151 161L153 162V165L150 164ZM62 162L60 164H62ZM38 165H39V163H38ZM63 165H64V163H63ZM63 165H61V166H63ZM69 166H70L69 169L66 168V167H69ZM243 168L245 169V167H243ZM8 170L10 171L11 169H8ZM5 172H7V171H5ZM2 173H4V172H2ZM2 173H0V174H2ZM171 173H173L174 175H172ZM210 173H213L215 175V177L213 176L214 178L217 177V173L215 171H213V172L210 171ZM12 175L14 176L15 174H12ZM180 175H182L181 172H180ZM164 176L166 177V179L170 178V177H172V178L176 177L177 178L178 177V173L167 169V170H165ZM210 176H211V174H210ZM46 177H45V179H46ZM249 177H251V176H249ZM249 177H247V178H249ZM135 178H137L136 182H135L136 184L132 185V182L135 180ZM172 178H171V180H172ZM203 178H204V176H203ZM8 179H5L6 181L3 180V182L8 184V182L10 181V179L9 180ZM21 179H23V180L21 181ZM193 179H194V177H193ZM7 180H8V182H7ZM11 180H13V178ZM78 180H80V181L83 180V181H82V183H79ZM167 180H170V179H167ZM167 180H165V181H167ZM192 180H188L189 182H188L187 185H189V186H188L187 190H184V192H180V196H178L176 198V200L174 198V200L176 201L177 205L180 204V203H184V201L187 203L186 198L189 197V196L193 197V196H198V195H195L196 193L200 194L199 191H197V189L200 188L199 186H201V184L199 186H197L200 183V179L199 178L198 179L195 178L194 181H192ZM253 180H255V181H253ZM260 180H258V181H260ZM28 181L26 182V184L28 183ZM31 181H29V182H31ZM33 182H35V183H33ZM36 182L37 181H32L31 182V184L33 183V187H35V184H37ZM0 183H2V182H0ZM4 183H2V184L4 186H6V184H4ZM12 183H13V181H12ZM38 183H40V182H38ZM69 183H67V184H69ZM186 183H187V181H186ZM15 184L17 185L16 187H19V185H20V184L18 185V182L15 183ZM157 184H158V182H157ZM13 185L14 184H12V186ZM78 185L80 187H78ZM4 186H2L1 188H3ZM42 186H43L44 189L42 188ZM68 186H67V188H69ZM6 187H7V189H5ZM6 187H4V189L7 190V193H8L9 192L8 191L9 187L8 186H6ZM215 187L218 188L217 185ZM222 187L223 186H220L219 190H215V191L211 192L212 202H214L213 200H215V202L212 203L211 200H210V203L207 202V205L208 204L211 205V203H212L214 205H218V206L222 205L223 206L225 203H227V201L229 199L228 195H230L229 194L230 192L228 191L229 193H227V190H225L226 187H225V189H224V187L223 188ZM230 189H231V187H230ZM12 190H15V189H12ZM48 190H50V191L48 192ZM60 190H58V192ZM62 190L64 191V188ZM17 191H18V189H17ZM23 191L25 192V190H23ZM27 191L25 193H27ZM52 191H51V193H52ZM74 191H75V194H74ZM24 192L23 193L21 192L22 195H24ZM2 193L4 194L3 191H2ZM2 193L0 191V194L2 196H5V195L7 196L6 193L4 195ZM14 193H11V194H14ZM51 193L48 194V196L50 198H48V196H47V198H46V200L48 199L47 201L52 200L51 196H52V198H56V199L60 196V195L55 194V195L58 196V197H56L54 195V193L53 194H51ZM50 194H51V196H50ZM226 194H228V195H226ZM30 195L31 194H29L27 196H30ZM242 195H243V193H242ZM253 195H255V194H253ZM253 195L252 194L251 195L247 194V196H246V198H247L246 202L248 201L247 203L252 202V204L253 203L256 204V205L258 204V207L262 203L264 205V197L261 198L260 201H257L259 199H256L254 197H256L258 195H255V196H253ZM9 196H8V198H9ZM33 196H32V198H33ZM84 197H87L88 199L87 198L86 199L88 201L85 202L86 199L84 200ZM2 198L4 199L5 197H1V199ZM19 198L22 199L21 195H20ZM42 198L43 197H41V200H42ZM59 198L61 199L62 197H59ZM137 198H138V196H137ZM205 198H208V197H205ZM205 198H204V200H205ZM24 199L26 200L25 197H24ZM37 199L40 200V197L37 198ZM44 199H45V197H44ZM209 199H211V198H209ZM188 200H190V199H188ZM123 201H125V200H123ZM147 201H149V200H147ZM199 201H201V198H200ZM5 202L2 204V206L5 204ZM23 202H24V200H23ZM27 202H29V201H27ZM130 202H132V201H130ZM170 202H171L170 204L174 207V205H173L174 201L172 200ZM191 202H194L193 198H192ZM36 203L37 202H35V205H36ZM62 203H63V201H62ZM84 203H83L82 207H84V206L86 207V205ZM215 203H217V204H215ZM244 203H245V201H244ZM8 204L9 205L5 204L6 207L10 206L12 203L11 204L8 203ZM29 204H30V202H29ZM43 204H45V203H43ZM50 204H46V205L48 206ZM191 204L193 205L192 206L193 210H195V209H197V207H199L198 208L199 212L200 211L202 212V206H201V209H200V206L198 205L199 203L197 204L198 206H196L195 209H194V204L193 203H191ZM191 204H190V206L188 204V206L191 207ZM204 204L206 205L205 202H204ZM16 205H17V202H16ZM16 205L14 207H15V209L18 210L17 206H19V205H17V206ZM89 205H91V204H89ZM126 205H127V203H126ZM225 205H228V204H225ZM263 205H261V209H262ZM33 206H34V204H33ZM36 206H35V208H39V206L38 207H36ZM178 206H179V209L180 208L184 209V207H185V206L184 207H180V205H178ZM182 206H183V204H182ZM50 207L54 208V206H52V205ZM203 207H204V205H203ZM0 208H1V203H0ZM9 208L10 207H8V209ZM53 208H52V210H53ZM81 208L80 209H76L77 212L75 211L74 214L75 215L77 214L79 216V214L81 212H83V210ZM96 208L95 209L93 208V209L96 210V212L99 211V208L98 209H96ZM212 208H213V205H212ZM22 209H23V207L21 208V210ZM173 209L174 208H172L171 210H173ZM205 209L206 208H203V213H204V211H206ZM2 210L6 211L7 208H5V206H4V209H2ZM11 210H12V208H11ZM17 210H15V211H17ZM78 210H82V211L78 212ZM103 210H105V209H103ZM185 210L187 212V210H188L187 205H186ZM185 210H184V212H185ZM193 210L191 212V215L193 213ZM211 210H213V209H211ZM260 210H258V211H260ZM41 211H42V209H41ZM47 211L49 212L50 210H47ZM53 211H51V213ZM196 211H198V210H196ZM20 212H21L20 210L17 211V214H15V218L13 217L12 220L16 221V219H20L19 222L17 221L18 223H20L21 221H23L21 223H25V220L28 218L27 215L24 216L26 211L25 212L23 211L22 214ZM44 212H46V211H44ZM88 212L89 213H87V211H86V213H87L86 215L87 216H89V214L92 211L90 212L88 210ZM139 212H140V210H139ZM139 212H138V214H139ZM175 212L174 211H169V212H167L166 214L163 215L161 221L163 222L164 226L169 227V230H170V228L174 229V231L175 230L178 231V230H181V229L188 230L190 227H192L191 226L192 223H191V219L190 218L194 217L196 212L192 216L188 214L190 217L187 216V213L185 215V213L182 214V212H180L182 215L179 216L178 211H177L178 215ZM212 212L210 211V213H212ZM218 212H219V210H218ZM261 212H262V214L259 212L261 215L257 216V220H258V225L257 226L252 228L250 231H245L244 233L237 234L235 236V240L234 241H235V243L237 245L236 247H237V251L239 253V257H238L239 259L237 261L234 260L232 262V264H264V239H255L256 237L254 238L255 234H257L260 230H264V213H263L264 211L261 210ZM5 213L6 212H4L3 214H5ZM41 213H43V212H41ZM145 213L147 214L146 211H144L143 214H145ZM203 213H201V214H203ZM210 213L207 212L208 216L210 215ZM223 213L224 212H222V214ZM0 214H2V213H0ZM49 214L50 213H48V216H49ZM74 214H73L72 217L75 216ZM81 214H83V213H81ZM81 214H80V216H82ZM146 214H145V217H146ZM197 214L198 213H196V215ZM212 214H214V216H212L213 218H211V220H208L202 226V231H206V235H204L203 238L201 239V241L203 243V244L202 243L201 244H202V247H204V250L206 252L208 250L212 249V248H217L219 256L216 257L217 259H214L213 261H209V257L207 255L208 253L206 254V252H205V254H203L202 257H201L200 262H201V264H208V263L209 264H224L225 263L224 254H223L224 246L228 247L229 243L227 241H221L217 237L216 231L214 230L213 224H212L213 219H215V218L217 219L219 217L224 219V217H223L222 214L217 215L218 213H215V211ZM13 215L14 214H12L11 217ZM37 215H39V214H37ZM141 215H142V213H141ZM65 216H66V218H68L66 214H65ZM204 216H206L205 213H204ZM243 216H245V215H243ZM41 217L46 219L47 216L43 217L41 215ZM74 218L78 219L77 216H75ZM2 219H3V217H2ZM2 219H0L1 220L0 222H5L6 221V219H3V221H2ZM23 219H25V220H23ZM8 220H7V223H8ZM68 220L69 219H67V222H68ZM193 220H194V218H193ZM153 221H155V219ZM156 221H158V220H156ZM65 222H66V220L65 221L57 220V221H55L54 224H55L56 227L63 229L66 226ZM150 222H152V221H150ZM68 223H70V222H68ZM154 223L156 224V226H160L159 224H157L158 222H154ZM159 229H160V227L158 228V230ZM190 229L194 230V228H190ZM190 229H189V231H190ZM183 230H181V231H183ZM37 235L39 236V233H37ZM52 236H51L52 238H55V239L52 240L54 242L53 243L54 244V249L51 252L49 257L52 256L51 258L53 259L55 264H70L65 259V255H64V252H63L64 250L62 251V247H61L60 242H59V240H60L58 238L59 235H57V236L55 235L57 238L54 237L53 234H52ZM153 236H154V234H152L151 237H153ZM250 236H253V237H250ZM249 237L251 238V240L250 239H246V238H249ZM244 239L247 240V242ZM242 240H244L245 242H243ZM19 243H21V242H19ZM153 243L151 242V240H147V241H145L143 243L142 248L143 247L145 249L154 248L153 246H155V244H153ZM14 244H13V246H14ZM9 245H12V244H9ZM174 245H175L174 241L169 240L166 243V246H164V248L174 247ZM14 249H15V247H14ZM11 251H10V253H11ZM159 251H161V250L159 249ZM14 252L17 254L19 252V249L17 248V250H13V252L11 254H13ZM2 253H0V254H2ZM153 253H155V252H153ZM16 254H14V255H16ZM19 255L21 256V258H23L22 256H24V255L18 254L14 258L17 259ZM1 256L3 257V254L0 255V257ZM44 256H45V254H44ZM94 256H95L94 258H95L96 261H100L101 260V254H99L98 251L95 252ZM21 258H19V259H21ZM24 263H25V261H24Z\"/></svg>",
    "mask_w": 264,
    "mask_h": 264
},
{
    "label": "water",
    "instance_id": "3",
    "mask_svg": "<svg viewBox=\"0 0 264 264\" xmlns=\"http://www.w3.org/2000/svg\"><path fill=\"white\" fill-rule=\"evenodd\" d=\"M129 117L132 119V121H133V120H134V121L137 120V118H135V117L133 116V113H129ZM133 118H134V119H133ZM142 125L144 126V130L149 131L150 134L156 138V136H157V132H156L155 130H153V129H149L145 124H142ZM157 142H159V141L156 140L155 143H157ZM155 143H154V145H155ZM150 164L153 165V162L151 161ZM171 174L174 175L173 173H171ZM144 175H145V174H144ZM143 177H144V176H143Z\"/></svg>",
    "mask_w": 264,
    "mask_h": 264
},
{
    "label": "snow or ice",
    "instance_id": "4",
    "mask_svg": "<svg viewBox=\"0 0 264 264\" xmlns=\"http://www.w3.org/2000/svg\"><path fill=\"white\" fill-rule=\"evenodd\" d=\"M14 7V5L6 3L5 0H0V12L7 15L8 11Z\"/></svg>",
    "mask_w": 264,
    "mask_h": 264
}]
</instances>
